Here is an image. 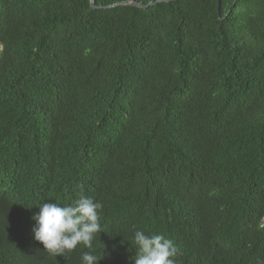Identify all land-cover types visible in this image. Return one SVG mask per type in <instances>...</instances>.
Wrapping results in <instances>:
<instances>
[{
    "label": "trees",
    "instance_id": "trees-1",
    "mask_svg": "<svg viewBox=\"0 0 264 264\" xmlns=\"http://www.w3.org/2000/svg\"><path fill=\"white\" fill-rule=\"evenodd\" d=\"M0 47V264H82L32 232L81 193L99 264H135L136 230L264 264V0H0Z\"/></svg>",
    "mask_w": 264,
    "mask_h": 264
},
{
    "label": "clouds",
    "instance_id": "clouds-1",
    "mask_svg": "<svg viewBox=\"0 0 264 264\" xmlns=\"http://www.w3.org/2000/svg\"><path fill=\"white\" fill-rule=\"evenodd\" d=\"M40 210L32 219L36 222L32 229L34 239L43 244L50 256H64L79 245L91 251L84 252L82 264H99L94 254L93 241L102 232L100 220L103 204L93 198L78 195L70 204L42 202ZM264 228V224L260 225ZM131 244L137 249L135 264H177L175 259L180 250L173 240L163 234H146L136 230Z\"/></svg>",
    "mask_w": 264,
    "mask_h": 264
},
{
    "label": "water",
    "instance_id": "water-1",
    "mask_svg": "<svg viewBox=\"0 0 264 264\" xmlns=\"http://www.w3.org/2000/svg\"><path fill=\"white\" fill-rule=\"evenodd\" d=\"M173 1H176V0H158L156 2H151V3H148V4H144V3H140V2H137L136 0H129V1H123V2H119V3H115L113 5H110V6H96L95 4V0H91V4H92V7L94 9H116V8H121V7H127V6H131V7H136V8H140V9H143V10H147L151 7H154V6H157L159 4H163V3H171ZM218 6L220 8V2H218ZM220 11V9H219Z\"/></svg>",
    "mask_w": 264,
    "mask_h": 264
},
{
    "label": "rangeland",
    "instance_id": "rangeland-1",
    "mask_svg": "<svg viewBox=\"0 0 264 264\" xmlns=\"http://www.w3.org/2000/svg\"><path fill=\"white\" fill-rule=\"evenodd\" d=\"M0 50H1V47H0Z\"/></svg>",
    "mask_w": 264,
    "mask_h": 264
}]
</instances>
